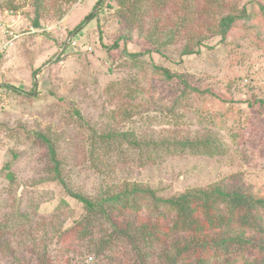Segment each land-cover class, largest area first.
I'll use <instances>...</instances> for the list:
<instances>
[{
	"label": "rangeland",
	"instance_id": "rangeland-1",
	"mask_svg": "<svg viewBox=\"0 0 264 264\" xmlns=\"http://www.w3.org/2000/svg\"><path fill=\"white\" fill-rule=\"evenodd\" d=\"M32 1L0 0V38L17 36L0 58V264H39L43 256L50 264H132L123 240L100 256L91 251L90 242L108 234L106 229H95L84 239L67 235L82 209L59 183L50 181L52 165L38 133L53 142L66 184L89 198L130 181L166 198L235 174L264 188V107L252 102L264 98V36L261 45L235 34L224 43L215 37L201 52L181 56L182 38L190 34H180L162 54L143 57L187 75L214 94L206 96L212 109L196 98L179 109L185 122L179 127L187 135L221 142L220 152L212 157L162 153L155 162L144 163L125 142L101 144L95 137L134 131L148 142L174 133L164 117L173 93L163 91V81L151 75L149 66L136 69L123 49L144 51L143 37L152 24L173 26L185 1L189 16L198 18L194 31L204 30L211 24L203 14L204 1L167 0L164 9L133 21L128 4L121 7L117 0H44L39 28L31 26ZM246 1L251 0L224 2ZM92 12L96 18L70 34ZM252 12L257 14V7ZM128 34L131 39H124ZM35 69L36 91L31 77ZM153 79L155 88L150 89ZM120 86L135 95L127 96Z\"/></svg>",
	"mask_w": 264,
	"mask_h": 264
},
{
	"label": "trees",
	"instance_id": "trees-1",
	"mask_svg": "<svg viewBox=\"0 0 264 264\" xmlns=\"http://www.w3.org/2000/svg\"><path fill=\"white\" fill-rule=\"evenodd\" d=\"M72 1L66 0V3ZM203 1V14L211 21L204 30L194 31V22L198 18H193V13L189 16L188 3L185 1L181 8L183 14L175 16L173 26L160 29L159 21L152 24L150 32L143 37L146 43L144 51L129 52L124 48L122 52L135 62L133 66L136 69L141 71L140 67L149 66L151 75L163 81V91L167 95L173 93L171 106L164 117L167 119L165 124L169 123L174 133L159 140L149 139L148 142L141 140L143 138L134 131L95 133L99 143L117 139L123 141L130 153L138 155L144 163L155 162L162 153L167 157L177 154L212 157L220 152L221 142L215 137L197 138L185 134L179 127L185 123L179 109L187 105L191 98L203 99L202 105L211 107L206 96L214 94L209 90H201L185 74L173 73L143 59L146 54H162L180 34H190L182 38L184 44L181 56L201 52V48L207 47V42L212 38L218 37L219 42L224 43L234 34L261 45L264 36V2L251 0L243 4L226 5L225 0ZM43 2L32 1L33 28L40 27ZM117 3L121 7L128 4L131 18L137 21L157 9H164L167 0H117ZM255 7L258 12L254 15L252 10ZM8 12L13 14L15 10L9 8ZM58 16L62 18L64 13L59 12ZM87 18L70 34L83 29L96 15L92 12ZM124 39L130 40L131 36L128 34ZM38 71L35 69L31 73L34 91L37 89ZM153 81L150 82V89L155 88ZM120 90L127 96L135 95L130 93L129 88L120 86ZM252 102L264 107V98L255 97ZM212 117L215 116L210 114L209 120H213ZM36 137L47 149L52 165L50 181L59 183L64 193L82 209L80 216L67 228V235L84 239L90 237L95 229H106L105 233L108 234L90 242L91 251L96 256L111 250L117 240H123L131 252L132 264H264V188L244 183L235 174L207 187L186 189L166 198L159 197L150 187L132 181L123 182L117 190H105L97 197L89 198L71 190L62 178L60 161L51 139L44 133H38ZM6 177L13 183L12 173L8 172ZM19 216L25 219L24 214ZM38 263L50 264L44 256Z\"/></svg>",
	"mask_w": 264,
	"mask_h": 264
},
{
	"label": "built area",
	"instance_id": "built-area-1",
	"mask_svg": "<svg viewBox=\"0 0 264 264\" xmlns=\"http://www.w3.org/2000/svg\"><path fill=\"white\" fill-rule=\"evenodd\" d=\"M17 38V36L13 35L10 41H5L4 38H0V58L4 52H6L11 46L12 42Z\"/></svg>",
	"mask_w": 264,
	"mask_h": 264
}]
</instances>
